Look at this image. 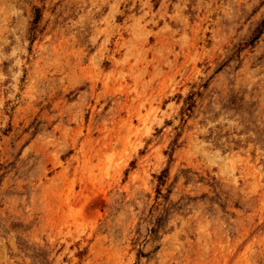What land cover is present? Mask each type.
I'll use <instances>...</instances> for the list:
<instances>
[{"label":"rangeland","instance_id":"1","mask_svg":"<svg viewBox=\"0 0 264 264\" xmlns=\"http://www.w3.org/2000/svg\"><path fill=\"white\" fill-rule=\"evenodd\" d=\"M0 264H264V0H0Z\"/></svg>","mask_w":264,"mask_h":264}]
</instances>
